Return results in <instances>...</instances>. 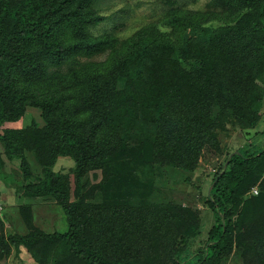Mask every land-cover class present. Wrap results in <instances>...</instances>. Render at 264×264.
<instances>
[{
  "label": "trees",
  "instance_id": "obj_1",
  "mask_svg": "<svg viewBox=\"0 0 264 264\" xmlns=\"http://www.w3.org/2000/svg\"><path fill=\"white\" fill-rule=\"evenodd\" d=\"M96 1L0 0V123L23 113L21 92H13L15 74L60 96L50 109L58 115L45 114L49 131L7 132V158L21 161L24 194L55 200L69 226L63 234L46 233L35 225L32 209L21 207L26 231L2 232L0 252L24 246L40 264H223L236 251L243 264H264V179L260 195L243 200L260 180L255 171L264 165V142L232 153L214 177L208 204L215 222L205 242L190 208L126 192L131 162L148 166L156 154L194 172L205 147L220 150L218 133L227 125H258L263 102L253 84L264 72V0H250L254 15L242 22L178 49L171 27L189 16L172 14L176 22L152 24L125 40L93 38L90 27L105 20L91 13ZM106 52L111 68L50 74L78 56ZM25 151L43 166L38 181H31ZM65 157L75 163L74 191L68 175L52 170ZM92 171L102 172V181L80 194L81 180ZM97 190L99 203L92 201ZM59 246L64 257L57 260Z\"/></svg>",
  "mask_w": 264,
  "mask_h": 264
},
{
  "label": "rangeland",
  "instance_id": "obj_2",
  "mask_svg": "<svg viewBox=\"0 0 264 264\" xmlns=\"http://www.w3.org/2000/svg\"><path fill=\"white\" fill-rule=\"evenodd\" d=\"M255 3L249 0H97L91 13L105 18L100 24L90 27V36L101 38L110 34L118 36L121 40L133 37L138 33L153 26L172 24L178 17L189 16L188 21L179 23L174 36L176 48L186 47L196 39L214 34L220 29L242 22L244 16L254 15ZM163 29V28H162ZM169 32H172V31ZM179 41V42H178ZM110 52L99 57L78 56L70 65L61 68L59 71L52 70L50 74L67 73L71 69L81 71L83 67L101 64L103 68L108 67L107 63ZM177 58V54H176ZM108 71H106V74ZM17 86L13 92L22 96L25 105L22 115L15 120L0 123V235L3 232L5 237L11 234H20L26 231L21 219L20 208L29 206L32 209L35 225L46 233H66L68 222L62 207L51 198L28 197L23 192L21 161L19 158L9 160L6 154L5 136L8 131L38 129L41 132L49 131L51 121L45 118V114L51 111L60 100L56 93L48 91L45 85L37 89L24 75L15 74ZM254 89L257 88V96H261L263 109L261 120L255 128H247L227 125L226 131L218 133L220 150L212 147H205L198 167L194 172L184 171L172 163L157 158L151 165L138 166L131 162V185L127 191L135 189L138 194L148 198L150 203L159 205H175L190 208L195 214L202 236L205 242L208 233L214 225L213 211L208 204V193L212 186L214 177L226 166L228 157L240 149H260L264 142V72L254 80ZM45 89V90H44ZM256 96V97H257ZM58 115V113H53ZM61 116V114L59 115ZM58 118V117H54ZM247 148V149H246ZM31 171V181H38L42 177L43 166L39 163L38 157L33 152L25 151ZM74 161L71 158H59L52 167L53 172L68 175L71 179L72 191L75 189V176L73 168ZM255 177L260 179L243 200L249 201L262 192L261 182L264 179V165H259L255 171ZM103 179L102 172L92 171L81 180L80 194H86L91 187L98 185ZM190 179V182L186 181ZM102 192L97 190L93 195L94 202H102ZM74 200V196H72ZM235 220V218L233 219ZM1 251V249H0ZM62 247L54 251L57 260L63 258ZM194 255L190 257L192 263ZM38 257L28 251L24 246L18 247L10 244L7 253L0 252V264H40ZM223 264H243L240 255L234 251Z\"/></svg>",
  "mask_w": 264,
  "mask_h": 264
},
{
  "label": "built area",
  "instance_id": "obj_3",
  "mask_svg": "<svg viewBox=\"0 0 264 264\" xmlns=\"http://www.w3.org/2000/svg\"><path fill=\"white\" fill-rule=\"evenodd\" d=\"M0 208H1V203H0Z\"/></svg>",
  "mask_w": 264,
  "mask_h": 264
},
{
  "label": "water",
  "instance_id": "obj_4",
  "mask_svg": "<svg viewBox=\"0 0 264 264\" xmlns=\"http://www.w3.org/2000/svg\"><path fill=\"white\" fill-rule=\"evenodd\" d=\"M212 187L210 188V191H211Z\"/></svg>",
  "mask_w": 264,
  "mask_h": 264
}]
</instances>
